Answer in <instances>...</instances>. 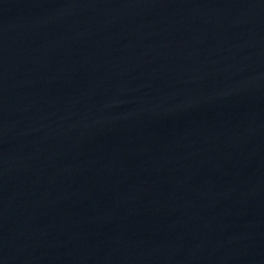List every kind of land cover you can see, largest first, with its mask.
<instances>
[{
	"label": "water",
	"instance_id": "1",
	"mask_svg": "<svg viewBox=\"0 0 264 264\" xmlns=\"http://www.w3.org/2000/svg\"><path fill=\"white\" fill-rule=\"evenodd\" d=\"M0 264H264V0H0Z\"/></svg>",
	"mask_w": 264,
	"mask_h": 264
}]
</instances>
